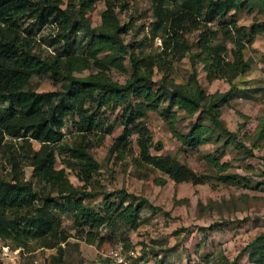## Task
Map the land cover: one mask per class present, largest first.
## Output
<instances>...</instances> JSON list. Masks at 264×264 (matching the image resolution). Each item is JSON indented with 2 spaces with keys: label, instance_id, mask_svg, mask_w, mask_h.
Returning <instances> with one entry per match:
<instances>
[{
  "label": "rangeland",
  "instance_id": "rangeland-1",
  "mask_svg": "<svg viewBox=\"0 0 264 264\" xmlns=\"http://www.w3.org/2000/svg\"><path fill=\"white\" fill-rule=\"evenodd\" d=\"M59 1L62 8L70 2ZM183 1L168 0L167 5L174 13L180 11L181 4L193 7ZM243 1L240 9L216 17L207 25L204 22L198 28L188 25L182 39L191 45V52L199 51L198 39L207 31L212 44H225L224 55L233 60L235 40L240 37L236 28L245 26V32L249 33L253 23L264 21V8L258 3L250 7L252 1L258 0ZM155 4L156 0H95L86 11L91 30L76 26L66 37L65 24L53 9L46 11L45 20L39 13L21 15L19 24L22 37L26 38L24 42L31 40L32 52L42 59L87 57L93 50L99 61L109 66L103 68L110 79L124 83L132 73L129 55L117 52V48L115 51L103 40L95 45L92 42L93 34H98L97 27L104 22L103 14L109 17L116 13L123 25L120 37L131 45L128 51L157 56L151 87L160 90L162 100L158 110H149L133 120L138 119L149 128L154 142L152 154L172 156L175 162L192 170L195 177L177 182L158 169L139 167L135 162L139 152L137 133L112 151L114 139L123 130L124 102L116 104L111 98L101 106L98 114L101 123L93 130L83 125L77 115H63L65 137L55 146L56 166L65 171L61 181L67 187L63 192L48 182H40L33 173L37 159L34 154L40 153L44 145L30 132L15 137L0 127V185L2 180L16 177L32 182L36 195L27 203V215L37 213L48 193L60 203L82 197L87 206L103 216L109 202L118 205L119 210L130 203L143 204L137 228L118 218L112 225L106 223L92 230L75 222V210L71 207L60 209L52 204L57 234L54 230L39 229L25 247L10 239H0V264H106L111 260V250L118 251L122 264H223L224 258L233 260L237 256L239 264H264V242L259 250L246 248L264 232V140L258 138L259 128L264 124V31L249 39L243 37L246 41L243 54L250 63L246 72L233 78H207L203 63L194 62L189 52L181 59L159 58L166 25L157 21ZM208 8L209 5L204 11ZM109 19L107 23H111ZM194 70L208 94L226 92L232 82L237 86L230 102L220 105L225 130L216 127L206 112L199 115L206 139L197 148L183 144L170 128V124L174 125L178 132L186 134L198 118L199 112L191 116L185 109L172 107L170 100L174 83L194 86ZM97 71L82 69L73 74L86 76ZM51 72L33 74L25 87L39 92L63 90L66 80ZM86 106L98 107L92 100H87ZM157 143L163 147L157 149ZM248 149L253 150V155ZM85 152L92 156L89 160L92 167L83 159ZM87 175L89 181L84 180ZM121 189L126 190L124 198L116 195ZM112 192L116 193L110 200L105 198ZM114 213L115 210L109 214ZM102 237L106 240L101 244Z\"/></svg>",
  "mask_w": 264,
  "mask_h": 264
},
{
  "label": "trees",
  "instance_id": "trees-1",
  "mask_svg": "<svg viewBox=\"0 0 264 264\" xmlns=\"http://www.w3.org/2000/svg\"><path fill=\"white\" fill-rule=\"evenodd\" d=\"M76 1L70 0L67 7L62 8L59 0H0V127L15 137H21L23 132H30L35 140L44 145L40 153L34 154L37 159L34 162L33 173L40 182H48L52 188L56 186L60 192H63L67 187L61 181L65 171L63 168H57L55 155V149L58 146L56 144L65 137L63 115L65 113L75 114L80 117V122L83 125H87L88 129L93 130L101 123L98 117L101 106L111 98L115 100L116 104L124 102V110L121 114L123 130L114 139L111 145L112 151L118 150L121 144L125 145L127 139L137 133L136 142L139 152L135 157V162L139 167L158 169L169 174L177 182L194 176L195 173L192 170L175 162L172 156L151 153L150 149L154 145L151 132L142 121L137 120L149 110H158L159 102L162 100L160 90L155 91L151 87L157 58H155L156 55L142 56L134 50L128 51L131 45L125 44L120 37L123 25L116 13L109 15L111 23H107L109 17L105 13L103 14L104 22L97 27L98 34H93L92 42L95 45L99 40H103L115 51L117 48V52H125L126 55H129L132 73L124 83L110 79L104 71V68L109 66L101 63L93 50L88 53L87 57L68 56L62 60L59 56H53L44 60L32 52L31 40L24 42L26 38L22 37L19 17L26 13H39L41 19L45 20L48 9H53L63 20L65 24L64 37L67 34L70 35L71 30L76 26L91 30L86 11L92 7L95 0H78V8L75 5ZM167 1L156 0L154 8L157 21L166 25V34L162 37V56L159 58L172 56L181 59L189 52L194 62L203 63L207 78H233L249 69L250 63L243 54V49L246 46L243 37L249 39L256 33L264 31V21L253 23L249 33L245 32V26L236 28L240 37L235 40L236 49L233 51V60H229L224 55L227 49L225 44H212L207 31L202 32L198 39V52H191V45L182 39V33L188 25L192 28H198L203 22L204 25H207L216 17H224L233 10L240 9L244 3L243 0H208L206 4L205 0H184L183 3H191L193 7L181 4L180 11L177 13L172 12ZM256 3L262 9L264 8V0L252 1L250 7L254 8ZM208 5V10L204 11ZM204 12H206L204 15H207L205 19L203 18ZM95 68L98 69L97 72L86 76L73 74L76 70H94ZM49 70L54 76L62 75L66 80L63 90L39 92L33 88L25 87L33 74H45ZM196 73L197 70H194L192 74L194 86L174 83V89L170 94L172 107L177 106L180 109H185L191 116L199 112L198 118L186 134L178 132L175 126L170 124V128L179 140L191 148H197L206 139L202 133L204 125L199 122V115L202 112L209 115L216 127L226 129L224 121L220 118V105L222 102L229 103L237 90L236 84L232 82L228 91L208 94L199 83ZM94 92H98V94L93 95ZM55 98L58 99L57 102L54 100ZM138 98L140 99L137 100ZM87 100H92L98 107H87ZM204 100L206 103H203ZM135 118L138 119L134 121ZM133 123L135 126L132 127ZM258 138L264 140V124L259 128ZM155 147L161 149L163 145L157 143ZM248 152L253 155L252 149H248ZM84 155L83 159L92 167L93 164L89 161L92 156L86 152ZM90 175L84 177V180L89 181ZM196 179L201 180L200 177H196ZM115 193L106 194L105 198L110 200ZM125 193L126 190L121 189L116 195L124 198ZM35 195L36 191L33 190L31 181L24 182L17 177L15 180L1 181L0 239L4 241L10 239L17 246L25 247L28 246L29 239L39 233V229L54 230V234H57L55 218L54 220L52 218L54 213L50 207L52 204L60 209L71 207L75 210V222L79 225H88L91 230L100 229L106 223L112 225L118 218L123 219L134 229L140 225L138 217L143 205L140 201L136 204L130 203L123 206L124 208L121 210L117 209L118 205L109 202L106 216H103L100 212L87 206L82 197H78L72 202L60 203L48 193L37 213L27 215L25 208L29 199ZM62 197L65 199L66 196L62 195ZM113 210L115 213L110 216L109 213ZM105 240L102 237L100 243H104ZM262 242H264V232L252 240L246 248L259 250ZM223 264H239V256L233 260L224 258Z\"/></svg>",
  "mask_w": 264,
  "mask_h": 264
},
{
  "label": "built area",
  "instance_id": "built-area-1",
  "mask_svg": "<svg viewBox=\"0 0 264 264\" xmlns=\"http://www.w3.org/2000/svg\"><path fill=\"white\" fill-rule=\"evenodd\" d=\"M109 256L111 257V260L110 262L106 264H122V262L120 261L119 255H118V251L111 250Z\"/></svg>",
  "mask_w": 264,
  "mask_h": 264
}]
</instances>
